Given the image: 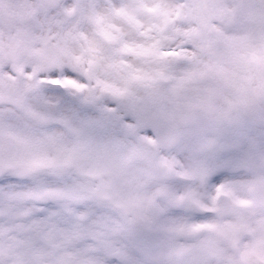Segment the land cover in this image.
Instances as JSON below:
<instances>
[{
	"label": "snow or ice",
	"instance_id": "obj_1",
	"mask_svg": "<svg viewBox=\"0 0 264 264\" xmlns=\"http://www.w3.org/2000/svg\"><path fill=\"white\" fill-rule=\"evenodd\" d=\"M0 264H264V0H0Z\"/></svg>",
	"mask_w": 264,
	"mask_h": 264
}]
</instances>
